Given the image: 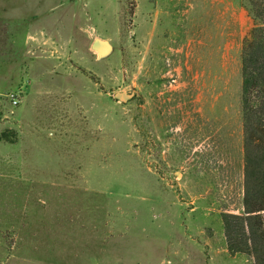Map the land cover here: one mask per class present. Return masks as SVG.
<instances>
[{"label":"rangeland","instance_id":"rangeland-1","mask_svg":"<svg viewBox=\"0 0 264 264\" xmlns=\"http://www.w3.org/2000/svg\"><path fill=\"white\" fill-rule=\"evenodd\" d=\"M244 1L0 0V264H256Z\"/></svg>","mask_w":264,"mask_h":264},{"label":"trees","instance_id":"trees-1","mask_svg":"<svg viewBox=\"0 0 264 264\" xmlns=\"http://www.w3.org/2000/svg\"><path fill=\"white\" fill-rule=\"evenodd\" d=\"M244 6L255 21L241 56L244 212H223L222 221L229 252L264 264V0H246Z\"/></svg>","mask_w":264,"mask_h":264},{"label":"water","instance_id":"water-1","mask_svg":"<svg viewBox=\"0 0 264 264\" xmlns=\"http://www.w3.org/2000/svg\"><path fill=\"white\" fill-rule=\"evenodd\" d=\"M92 48L93 50L97 51L100 56H104L111 51L112 45L108 40L96 38L92 44ZM134 94V92H116L115 98L121 101H128L134 96Z\"/></svg>","mask_w":264,"mask_h":264},{"label":"built area","instance_id":"built-area-1","mask_svg":"<svg viewBox=\"0 0 264 264\" xmlns=\"http://www.w3.org/2000/svg\"><path fill=\"white\" fill-rule=\"evenodd\" d=\"M15 103H17V101L15 100Z\"/></svg>","mask_w":264,"mask_h":264}]
</instances>
